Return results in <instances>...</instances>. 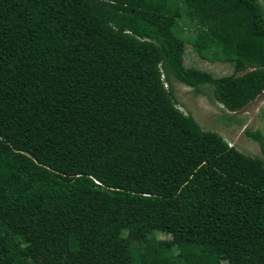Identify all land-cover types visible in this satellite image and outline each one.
<instances>
[{"label":"trees","instance_id":"obj_1","mask_svg":"<svg viewBox=\"0 0 264 264\" xmlns=\"http://www.w3.org/2000/svg\"><path fill=\"white\" fill-rule=\"evenodd\" d=\"M179 9L230 74L183 65ZM174 80L230 112L264 91L263 5L0 0V264H264V162L179 111Z\"/></svg>","mask_w":264,"mask_h":264},{"label":"rangeland","instance_id":"obj_2","mask_svg":"<svg viewBox=\"0 0 264 264\" xmlns=\"http://www.w3.org/2000/svg\"><path fill=\"white\" fill-rule=\"evenodd\" d=\"M263 5L264 0H258ZM178 18L181 35L185 38L182 63L210 73L212 76L228 75L232 72L230 63L201 58L191 46L188 38L192 39L196 32L195 20L190 19L186 11L179 9ZM210 53V50H209ZM176 97V107L183 114H189L203 131H213L219 134L227 145L252 157H258L264 162V153L256 140L245 132L257 131L264 141V91L241 109L226 111L212 96L208 84L201 85L200 92L194 93L192 88L177 81H172ZM156 239H165L168 236L160 231L152 233ZM135 252L142 255V242H134Z\"/></svg>","mask_w":264,"mask_h":264},{"label":"clouds","instance_id":"obj_3","mask_svg":"<svg viewBox=\"0 0 264 264\" xmlns=\"http://www.w3.org/2000/svg\"><path fill=\"white\" fill-rule=\"evenodd\" d=\"M164 84V87H166V84L165 83H163ZM263 92V91H262ZM228 147H232V146H229V145H227ZM98 183V182H97Z\"/></svg>","mask_w":264,"mask_h":264},{"label":"built area","instance_id":"obj_4","mask_svg":"<svg viewBox=\"0 0 264 264\" xmlns=\"http://www.w3.org/2000/svg\"><path fill=\"white\" fill-rule=\"evenodd\" d=\"M97 183V182H96Z\"/></svg>","mask_w":264,"mask_h":264}]
</instances>
